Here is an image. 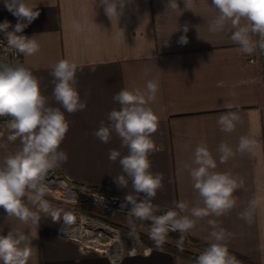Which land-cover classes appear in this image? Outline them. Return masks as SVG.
Listing matches in <instances>:
<instances>
[{"label":"crops","instance_id":"crops-1","mask_svg":"<svg viewBox=\"0 0 264 264\" xmlns=\"http://www.w3.org/2000/svg\"><path fill=\"white\" fill-rule=\"evenodd\" d=\"M24 2L40 15L18 34L35 37L39 51L21 54V65L37 78L48 106L64 111L69 122L60 144L68 160L50 169L46 176L58 174L76 184L137 197L130 180L127 188L115 182V177L122 174L119 157L116 162L108 159L110 149L119 151L122 157L128 154L127 148L121 147L115 133L109 143H102L93 133L101 122L109 123L111 110H119L114 94L122 89L143 92L148 81L156 82L158 90L150 107L159 124L151 137L156 150L149 160L150 171L162 173L164 179L153 205L189 215L194 226L186 235L201 243L216 242L210 235L214 229L209 221H214L216 231L225 230L220 243L228 251L264 264V70L259 61H249L263 50L259 47L261 36L250 34L257 46L247 54L230 39V24L223 31L210 30L218 16L212 0H189L188 8L185 0H177L178 9L167 8L169 0H124L123 8L117 5L118 17H109L100 0ZM5 20L13 27L19 22L0 0V23ZM181 36L187 37V44L178 43ZM60 60L77 65L75 87L86 102L83 111L67 113L52 95L54 78L50 73ZM228 104L232 107L227 108ZM229 111L237 113L239 121L233 131L223 132L217 121ZM12 132L11 127L0 128V164L22 147L19 138L8 139ZM242 136L252 141L251 150L244 153L237 151ZM222 143L234 153L224 163H220L218 151ZM202 144L216 160L215 171L243 181L234 192L236 205L219 217L189 214L191 208L203 207L189 175L195 149ZM51 198L47 193L43 197L58 213L57 222L30 204L40 216L36 223L7 217L0 207V235L11 230L26 235L25 243L31 249L28 264H196L161 249L150 247V252L144 253V245H134L136 253L112 254L66 236L61 226L68 206ZM181 202L187 206L183 213L176 207ZM246 210L251 213L250 222L240 218Z\"/></svg>","mask_w":264,"mask_h":264},{"label":"clouds","instance_id":"clouds-1","mask_svg":"<svg viewBox=\"0 0 264 264\" xmlns=\"http://www.w3.org/2000/svg\"><path fill=\"white\" fill-rule=\"evenodd\" d=\"M109 17L119 16L117 5L123 8L124 0H100ZM5 7L18 21L14 27L5 20L0 23L10 47L24 55H33L39 51L35 37L29 38L23 33L39 15V11L27 5L24 0H4ZM188 8L189 0H185ZM212 7L218 11L212 31H223L230 24L233 31L230 39L240 45L242 51L251 54L256 44L250 34H259L264 38V0H212ZM167 8L178 9L177 0H169ZM24 21H27L26 23ZM243 22V23H242ZM12 27V31L8 29ZM185 32L187 27H185ZM178 43L187 44L186 36H181ZM264 49V39L259 44ZM77 65L68 60L58 61L50 75L54 78L53 97L67 113L83 111L86 102L81 100L76 85ZM218 86H222L219 85ZM158 90L156 82L148 81L146 90L129 91L122 89L114 94L113 100L120 105L119 110L113 109L108 114L109 123L101 122L100 127L93 133L102 143H109L115 133L121 141V147L127 148L128 154L121 157L119 151L109 150L108 159L119 164L122 174L115 177L119 187L127 188L129 180L132 190L137 197L126 195L121 208L128 210L130 215L139 219L151 220V238L157 246L164 243L169 229L186 233L194 226L189 215H179L169 210L163 215H155L159 210L152 200L157 190L163 187V174H153L150 171L149 155L153 153L155 144L151 139L158 129L159 118L150 107ZM231 108L232 105H226ZM0 116H10L12 135L10 141L19 138L22 147L13 155L7 156L0 164V207L7 213V217H16L22 222L31 220L36 223L40 216L30 208L29 204L45 214H50L53 222L59 216L43 199L48 191L45 183L47 172L61 163H66L68 155L60 150V144L69 130V122L64 111L58 107L48 106L47 98L41 94L37 78L23 65H12L0 62ZM239 121L235 112H227L219 117L217 123L223 132H231ZM252 141L241 137L237 151H250ZM220 163L226 162L234 155L225 144L219 146ZM194 167H189V175L193 181V188L202 199L203 207L190 209V216L202 218L209 215L217 217L224 215L236 205L234 192L243 186L242 180L227 172H217L216 160L212 157L206 145H198L195 149ZM139 194L143 195L141 199ZM26 198V199H25ZM254 205L250 204V207ZM180 212L186 211L187 206L181 202L176 205ZM240 218L250 222L251 213L245 211ZM65 220L71 216L65 214ZM214 229L211 237L216 241L202 252L196 264H235V259L228 254L227 247L220 243L225 239V230L218 227L214 221H209ZM27 237L22 232L9 231L7 235H0V262L2 264H28L31 249L25 243ZM180 243H182V238ZM179 246V245H178Z\"/></svg>","mask_w":264,"mask_h":264},{"label":"built area","instance_id":"built-area-1","mask_svg":"<svg viewBox=\"0 0 264 264\" xmlns=\"http://www.w3.org/2000/svg\"><path fill=\"white\" fill-rule=\"evenodd\" d=\"M261 37V41H262ZM250 62L259 61L264 70V49L262 52H258L256 56H252L249 58ZM0 62L9 63L12 65H21V53L17 52L16 49L9 46L6 35H0ZM10 116H0V128L10 127ZM54 175V176H51ZM62 178L69 185V187H65L57 181L51 183L48 186V191H52V188L56 186L55 184H59L62 187L61 189H54L52 196V200L58 201L60 203L66 204L68 206V213L71 216L70 220H63L61 231L64 235L69 237H74L77 239L85 240L92 245H95L90 238L85 239L90 236L88 232H83L81 236H75L71 234V232L77 229V225L80 223H86L88 221H97L103 224L106 222L98 217L95 214L101 215L104 218H112L117 213H128V210L131 208V205L128 208L122 209L121 205L124 203L126 195L105 190L101 188H96L93 186H86L81 184H76L71 178L64 177L58 174H50V176L45 177V183L48 178ZM47 184V183H46ZM51 200V201H52ZM48 201V200H47ZM159 210L155 213V215H163L167 212V209L164 207H159ZM96 246V245H95ZM136 247H132L128 249L130 253L137 252ZM150 247L144 248L142 251L144 253L150 252ZM125 251H120V253H116L117 255L123 254Z\"/></svg>","mask_w":264,"mask_h":264},{"label":"trees","instance_id":"trees-1","mask_svg":"<svg viewBox=\"0 0 264 264\" xmlns=\"http://www.w3.org/2000/svg\"><path fill=\"white\" fill-rule=\"evenodd\" d=\"M118 215L135 217L128 213H117L114 217ZM95 216L104 220L106 223L110 224L111 226H114V227L119 226L118 224L114 223L111 218L106 219L98 214H95ZM139 220H140V223L149 230L148 233L136 232V231L132 232V231H129L128 229L126 230L123 229L127 240L138 241V242L143 243L142 245L146 247L165 250V251L173 253L174 255L182 256V257L188 258L195 262L197 260V257L209 247V244L201 243L187 236L186 233H181L179 231H173L171 229L168 230L164 243L160 246H157L156 242L151 238V229L153 227L152 221L146 220V219H139ZM181 238H182V243H180ZM228 254L230 257H233L235 259V264H256L253 260L247 257L241 256L239 254H236L230 251H228Z\"/></svg>","mask_w":264,"mask_h":264},{"label":"bare ground","instance_id":"bare-ground-1","mask_svg":"<svg viewBox=\"0 0 264 264\" xmlns=\"http://www.w3.org/2000/svg\"><path fill=\"white\" fill-rule=\"evenodd\" d=\"M53 180L59 182L65 187H69L64 179L58 177L54 179L48 178L46 180L47 185L50 186ZM81 231L88 232L90 234V240L93 241L97 247H100L102 249L117 244L116 253H120V248L117 242L121 240V235L118 231L112 230V228H110L106 224L98 223L97 221L93 220L86 223H80L77 225V229L73 230L71 234L75 236H81Z\"/></svg>","mask_w":264,"mask_h":264},{"label":"rangeland","instance_id":"rangeland-1","mask_svg":"<svg viewBox=\"0 0 264 264\" xmlns=\"http://www.w3.org/2000/svg\"><path fill=\"white\" fill-rule=\"evenodd\" d=\"M55 185L56 186H54V188H52V191H47V194L49 197H52L54 192H56L54 190L55 187H56V189L63 190L62 189L63 186H61L59 184H55ZM111 219L114 223L118 224L119 226L114 227L108 223H106V225L112 229H115L119 233H120V231H123V229L124 230L128 229L129 231H132V232L136 231V232H144V233H148V231H149L144 225H142L140 223V220L137 217L118 215V216L111 218ZM98 223H100V222H98ZM88 238H90V236L86 237L85 239H88ZM117 243H118V246L120 248V251H125V252L128 251V249L135 247L134 245L139 246V245L143 244V243L138 242V241H129V240L123 241L122 237H121V240H119ZM116 247H117V244H115L113 246H109L108 248H104V249L107 250L108 252L112 253V254H116Z\"/></svg>","mask_w":264,"mask_h":264},{"label":"water","instance_id":"water-1","mask_svg":"<svg viewBox=\"0 0 264 264\" xmlns=\"http://www.w3.org/2000/svg\"><path fill=\"white\" fill-rule=\"evenodd\" d=\"M49 176H50V175H48V177H49ZM51 176H54V175H51ZM120 234H121V237H122L123 241H126V237H125L124 232H123V231H120Z\"/></svg>","mask_w":264,"mask_h":264},{"label":"flooded vegetation","instance_id":"flooded-vegetation-1","mask_svg":"<svg viewBox=\"0 0 264 264\" xmlns=\"http://www.w3.org/2000/svg\"><path fill=\"white\" fill-rule=\"evenodd\" d=\"M127 240V239H126Z\"/></svg>","mask_w":264,"mask_h":264}]
</instances>
